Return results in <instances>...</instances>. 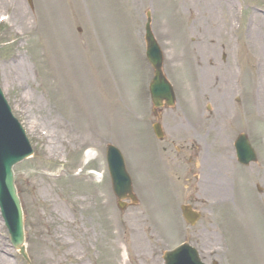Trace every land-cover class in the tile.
I'll return each mask as SVG.
<instances>
[{
	"label": "rangeland",
	"instance_id": "rangeland-1",
	"mask_svg": "<svg viewBox=\"0 0 264 264\" xmlns=\"http://www.w3.org/2000/svg\"><path fill=\"white\" fill-rule=\"evenodd\" d=\"M28 1L0 0V19L7 17L0 23V86L35 150L33 158L14 169L25 209L32 264H80L79 258L85 255L78 247L79 235L74 227L55 223L51 212H57L62 221H92L97 232L106 237L100 234L93 243L86 254L88 264H120L119 250L108 248L116 232L114 221L128 229L138 213L145 215L143 231L150 239L157 264H164L165 252L186 241L206 264H264V222L260 218L264 206L259 200L252 202V195L259 194L255 184L264 189V181L258 177L245 185L239 183V173L235 183L227 151L225 161L217 163L216 143L222 130L220 123L227 115L238 114L244 119L255 115L258 125L252 139L264 157V88L258 94L257 85L264 74V58L252 34L255 18H264V0H210L220 7L207 20L211 32L208 37L206 30L207 44L213 47L210 39L214 37L218 46L209 51L198 45V26L197 31L190 32L196 13L208 9L203 8L204 0H188V7L183 8L179 0H87L90 7L86 0H76L80 8L75 7L74 0H32L33 9ZM226 4L234 7L232 20L227 23L223 19ZM26 13L32 23L28 27L16 22ZM148 14L164 52V73L177 93L176 108L164 111V126L178 136L183 129L174 128L188 112V190L184 183H171L165 177L167 165L160 156L171 166L164 154L168 134L165 141H159L148 123L152 114L149 85L153 79V69L145 57ZM219 16L223 21L216 29L213 20ZM62 23L69 26L76 43L78 68L72 60L76 68L72 78L62 71L63 53H70L63 44ZM18 52L30 70L29 81L22 85L11 80L7 69ZM213 74L218 80L216 86ZM222 77L227 83L224 92L220 90ZM21 98L26 101L20 105ZM223 131L227 136V129ZM109 144L123 150L139 189L134 185L139 202L126 211L118 208L112 191L106 163ZM88 150L98 157L84 167ZM202 151L210 165L216 168L217 163V167L227 169L222 185L203 180L206 170L199 160ZM196 162L201 166L198 178L192 175ZM92 169L103 174L102 180L92 176ZM159 178L165 180H160L162 191L153 187ZM142 188L150 194L143 196ZM86 199L84 205L81 201ZM187 203L202 212L195 226L183 219L181 207ZM58 227L60 232L56 231ZM93 247L99 251V258ZM218 247L221 253H217ZM45 249L49 260L45 259ZM0 255L8 261L1 258L0 264H26L11 248L1 214ZM131 264L151 262L134 256Z\"/></svg>",
	"mask_w": 264,
	"mask_h": 264
},
{
	"label": "bare ground",
	"instance_id": "bare-ground-1",
	"mask_svg": "<svg viewBox=\"0 0 264 264\" xmlns=\"http://www.w3.org/2000/svg\"><path fill=\"white\" fill-rule=\"evenodd\" d=\"M140 1L141 0H135V2L137 3H139ZM179 1L181 3L182 8L188 7V0H179ZM204 1L205 3L203 5V8H208V9L204 13H200V14L196 13L195 19L193 20V25L191 26V29H190V32L194 33L195 31L198 30V45L200 49L206 48L209 51V50L215 49L218 46L216 43H214V39H215L214 37L210 39L213 47L210 44H207L208 39L206 38V34H208L209 32L208 37L209 35H211V32L207 30V20L212 18L213 10H219L218 7H220V5H218V3H215L214 1H210V0H204ZM77 7L78 6H76V8ZM224 8L227 10V12L223 14V19L227 23V21L232 20L231 19L233 16L232 10L234 7L226 4L224 5ZM20 16H21V19H18L16 21L17 23H20L21 25L24 24L26 27L32 24L28 13H26L25 16L23 15H20ZM255 20L256 21L252 29V34L255 37L254 42L256 43V45H258L257 46L258 51L260 52L262 48L261 57L264 58V18L263 19L255 18ZM222 21H223L222 16L221 17L219 16L213 20L214 24L217 26L216 29L221 27L220 25ZM62 26L64 30L63 41L65 39V42L63 44L66 49L70 50V53L69 52L63 53L64 55L62 57V64L67 73H65L64 69L62 71L66 76L70 77L74 73H76V70H75L76 68L74 66L72 67V60L74 61V63H76V67L78 68V56L76 53V43L71 38V35L69 33V26L66 23H62ZM196 26H198L197 30H196ZM82 67L85 70L83 62H82ZM7 69L10 70L11 80L14 83H19L20 85H22L25 82L29 81L30 70H29V67L25 59L23 58L20 52H18L13 58V61H11L8 64ZM211 77L213 79V84L216 86V84L218 83L216 75L213 74ZM219 82H221L223 85L220 90L224 92L227 87V83L223 77L219 79ZM257 85H258V94H260L261 90L264 88V74H263V77L261 76L259 78ZM24 99L21 98L18 101V104L20 105L24 104L26 101V99L25 101ZM260 100L261 98L258 97L257 101L259 102ZM90 158H92V156H90ZM81 202L84 205H86L87 199ZM83 209L85 208L83 207ZM49 214L52 218L56 220L55 223L58 224L59 222H61L65 226L67 225V227H74V232H77V234L79 235L78 247H81L82 251L85 253V256H82L79 258V260L81 261L80 264H88L87 259H86L87 258L86 254L88 253L89 249H91L92 244L98 239L99 233L97 232V227L92 225L91 223L92 221H89V220L85 221V219H80V220H77L76 222H72V221L70 222L68 220L62 221L63 220L62 217L59 218L57 212L55 214H53L52 212ZM144 216L145 215H143V213H138L137 215H135L133 217V223L130 222V228L128 229L122 226L119 222L114 221L116 232H114L113 239H110L112 240L110 244L108 242V245H109L108 248L112 249L113 251H117L120 249L122 250L120 255H118L117 257L118 262L120 264H130L131 257H134V256L138 258H141V257H144L146 259L148 258L151 264H157V261L153 256L150 239L145 235L143 231V227L146 225L145 223L146 219ZM56 231L60 232L61 228L58 227ZM102 238L105 239L106 237L102 236ZM73 253H74V249H73ZM44 256H45V259L49 260L50 257L47 252V249L44 250ZM0 259L4 261L5 263H8V261L7 260L5 261V259L1 255H0Z\"/></svg>",
	"mask_w": 264,
	"mask_h": 264
},
{
	"label": "water",
	"instance_id": "water-1",
	"mask_svg": "<svg viewBox=\"0 0 264 264\" xmlns=\"http://www.w3.org/2000/svg\"><path fill=\"white\" fill-rule=\"evenodd\" d=\"M147 30V39L149 42V48L151 49V52L148 55L151 63L157 70V78L154 87H152V92L155 99L161 100L165 98L171 102L173 98L172 89L170 85L164 81L160 70L162 65V55L159 52L156 43L154 42L150 29L147 28ZM156 104L158 105L159 101L156 100ZM6 115L3 116L4 119L7 118ZM1 136L2 133L0 134V137ZM15 137H18L19 141H16ZM237 150L242 163L247 164L253 156V152H251L249 145L246 142H240L237 146ZM31 154L32 150L30 149L23 131L19 126L17 130L12 132L9 131L0 142V203L2 207V213L6 220V224L10 229L13 245L16 249L21 251L25 258H27V255L25 248L23 247V215L20 201L17 196V191L14 186V175L12 168L15 164L21 162ZM120 156L121 155L118 154L114 155L115 159H118ZM115 170L116 173L113 171V175L115 177L114 189L120 197H123L131 191L130 179L125 174L123 163L122 165H117ZM197 219L198 216L188 210V221L191 224H194ZM165 259L166 264H203L197 251L189 245L184 246L174 254H167Z\"/></svg>",
	"mask_w": 264,
	"mask_h": 264
},
{
	"label": "flooded vegetation",
	"instance_id": "flooded-vegetation-1",
	"mask_svg": "<svg viewBox=\"0 0 264 264\" xmlns=\"http://www.w3.org/2000/svg\"><path fill=\"white\" fill-rule=\"evenodd\" d=\"M221 137H222V140L224 142V135H221ZM256 167L257 166H252L249 168V176H250L249 179L250 180H252V178H255L257 175V168ZM260 170H261V168H259V171ZM259 176L264 179V171L263 172L260 171Z\"/></svg>",
	"mask_w": 264,
	"mask_h": 264
}]
</instances>
